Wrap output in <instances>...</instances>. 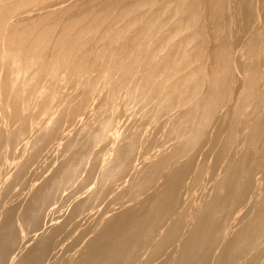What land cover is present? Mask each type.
<instances>
[{
    "label": "bare ground",
    "instance_id": "obj_1",
    "mask_svg": "<svg viewBox=\"0 0 264 264\" xmlns=\"http://www.w3.org/2000/svg\"><path fill=\"white\" fill-rule=\"evenodd\" d=\"M7 17L0 264H264V0H163L137 38L176 24L135 80L88 59L81 18L59 35Z\"/></svg>",
    "mask_w": 264,
    "mask_h": 264
},
{
    "label": "rangeland",
    "instance_id": "obj_2",
    "mask_svg": "<svg viewBox=\"0 0 264 264\" xmlns=\"http://www.w3.org/2000/svg\"><path fill=\"white\" fill-rule=\"evenodd\" d=\"M162 4L163 0H121L111 8L103 10V6L93 9L89 0H9L7 7H10L11 11H6L8 12L6 16H8L7 20L11 26L18 25L21 21L17 19H20L21 16L22 18L23 16H30L25 20L26 22L23 21L22 24L18 25L19 31L33 26H38L39 31H44L47 26L54 29L53 23L59 20V26L55 31L59 35L67 23L81 18L82 24L78 25L71 34L77 33V31H86L87 40L82 50L88 59L92 61L97 55H101L102 58L112 54L114 62H117V59L125 62L123 70L118 69L121 73L130 67L136 69L137 73L132 78L135 80L145 69L144 65L146 64L145 59L137 58L138 53L147 52L148 47L154 46L157 39L163 37L165 31L168 28H173L176 24L178 17L164 21L165 28L158 30L150 40L137 38V32L149 22V19L160 9ZM40 12L45 14L39 17L38 13ZM169 15H171L170 12L163 13L162 18L165 19ZM18 16L20 17L18 18ZM5 17L0 16V21L6 19ZM95 18L98 19L95 20ZM154 28L155 26L151 30ZM175 38L177 39L179 36ZM96 44L98 47L95 48ZM132 47H134L133 50H131ZM87 48H92L93 51ZM162 51L156 54L153 52V59L157 58ZM105 86V88L114 87V78L107 81ZM122 91L126 92L124 89ZM107 93L109 92L107 91ZM123 106L122 99L114 101L113 109L116 110L114 116L121 113ZM168 115L169 113L161 118V121H156L154 124L161 123ZM104 116L105 113L100 112L95 119L101 121ZM135 120H137V116L132 113L127 125L132 124Z\"/></svg>",
    "mask_w": 264,
    "mask_h": 264
}]
</instances>
